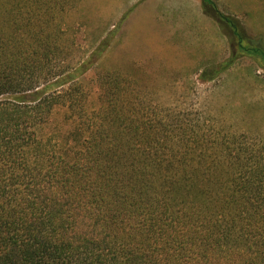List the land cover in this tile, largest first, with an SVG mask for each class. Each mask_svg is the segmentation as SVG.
Returning a JSON list of instances; mask_svg holds the SVG:
<instances>
[{
	"label": "trees",
	"instance_id": "obj_1",
	"mask_svg": "<svg viewBox=\"0 0 264 264\" xmlns=\"http://www.w3.org/2000/svg\"><path fill=\"white\" fill-rule=\"evenodd\" d=\"M25 1L18 15L12 0L0 12V264H264V145L233 139L224 155L218 135L209 146L208 134L196 130L152 145V133L122 128L116 75L113 86L105 83L102 113L85 111L77 81L119 25L78 67L46 84L64 72L57 61L66 53L57 44L63 29L53 18L58 10L68 17L73 0H45L53 19L45 38L23 34L31 22ZM33 1L40 12L43 0ZM202 5L230 31L236 51L200 78L214 80L243 56L264 67V39L214 0ZM59 105L74 113V128L46 135Z\"/></svg>",
	"mask_w": 264,
	"mask_h": 264
},
{
	"label": "rangeland",
	"instance_id": "obj_2",
	"mask_svg": "<svg viewBox=\"0 0 264 264\" xmlns=\"http://www.w3.org/2000/svg\"><path fill=\"white\" fill-rule=\"evenodd\" d=\"M145 1L73 0L68 17L62 16L64 13L57 9L59 14L53 19L63 29L57 44L66 52L57 60L61 64L58 71L64 72L56 78L51 77L46 84L78 67L119 25L109 49L77 81L76 98L85 105V111L102 113V103L110 99L104 96L105 83L113 86L116 75L121 80L122 108L115 112L124 115L122 128L129 133L138 127L152 133V145H165L169 141L167 136L179 130H196L208 134L210 140L205 138L207 141L203 143L209 146L216 145L210 135H218L220 148L226 147L224 155L230 152L227 145L232 144L233 139L237 144L263 146L264 67L258 60L243 56L237 58L227 73L212 81H203L202 71L220 64L236 51L230 31L206 14L202 5V16L191 14L186 17L184 26L172 20L163 38L169 39L171 44L159 47L154 41L158 34L155 37L153 32L140 28L139 10L136 9ZM214 1L221 11L237 17L251 36L264 39V0ZM43 2L39 12L33 0L25 1L23 10L25 15L31 16V22L23 29V34L39 33L45 38L53 31V19L48 20L45 0ZM6 4V0H0V12ZM11 4L18 15L20 0H12ZM1 25L5 29L4 23ZM163 48L169 53L159 52ZM62 58L64 64L60 61ZM68 88L69 83L54 90ZM87 97L89 100L85 102ZM33 98L29 96L28 99ZM104 112L106 115L107 109ZM72 115L68 106H57L43 133L67 136L74 128L68 121ZM156 136L160 141L153 142Z\"/></svg>",
	"mask_w": 264,
	"mask_h": 264
},
{
	"label": "crops",
	"instance_id": "obj_3",
	"mask_svg": "<svg viewBox=\"0 0 264 264\" xmlns=\"http://www.w3.org/2000/svg\"><path fill=\"white\" fill-rule=\"evenodd\" d=\"M185 1V2H184ZM146 0L145 3L139 6V20L141 21L140 28L144 32H153L154 36L158 34V39L154 41L159 47H165L171 44L169 39L165 37L166 29L171 27L172 20L185 23L186 17L194 13L197 17L202 16V0ZM167 49V48H166ZM165 49V50H166ZM161 53H169L160 49Z\"/></svg>",
	"mask_w": 264,
	"mask_h": 264
}]
</instances>
